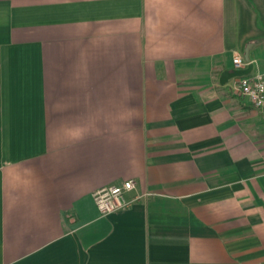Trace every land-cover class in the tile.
Returning <instances> with one entry per match:
<instances>
[{
  "label": "crops",
  "instance_id": "1",
  "mask_svg": "<svg viewBox=\"0 0 264 264\" xmlns=\"http://www.w3.org/2000/svg\"><path fill=\"white\" fill-rule=\"evenodd\" d=\"M245 56L264 74V0H0V264H264Z\"/></svg>",
  "mask_w": 264,
  "mask_h": 264
},
{
  "label": "built area",
  "instance_id": "2",
  "mask_svg": "<svg viewBox=\"0 0 264 264\" xmlns=\"http://www.w3.org/2000/svg\"><path fill=\"white\" fill-rule=\"evenodd\" d=\"M237 54L233 57L236 68L245 65L242 56ZM233 89L242 98L247 99L255 108L264 111V74L254 73L237 76L234 80ZM135 188V181L127 179L118 184L104 186L93 193L94 203L102 215L126 209L130 207L141 195L129 193Z\"/></svg>",
  "mask_w": 264,
  "mask_h": 264
},
{
  "label": "water",
  "instance_id": "3",
  "mask_svg": "<svg viewBox=\"0 0 264 264\" xmlns=\"http://www.w3.org/2000/svg\"><path fill=\"white\" fill-rule=\"evenodd\" d=\"M244 59L249 64L246 69H235L232 73H225V75H227L228 77H237L248 74L251 71L252 65L250 63L248 56H245Z\"/></svg>",
  "mask_w": 264,
  "mask_h": 264
},
{
  "label": "clouds",
  "instance_id": "4",
  "mask_svg": "<svg viewBox=\"0 0 264 264\" xmlns=\"http://www.w3.org/2000/svg\"><path fill=\"white\" fill-rule=\"evenodd\" d=\"M237 62H239V56H238V54H237Z\"/></svg>",
  "mask_w": 264,
  "mask_h": 264
}]
</instances>
